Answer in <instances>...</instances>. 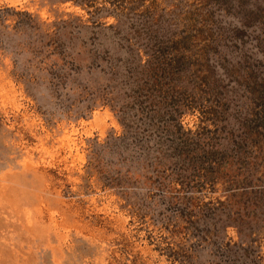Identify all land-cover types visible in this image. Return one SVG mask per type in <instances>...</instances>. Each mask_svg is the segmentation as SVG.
Listing matches in <instances>:
<instances>
[{"label": "rangeland", "instance_id": "rangeland-1", "mask_svg": "<svg viewBox=\"0 0 264 264\" xmlns=\"http://www.w3.org/2000/svg\"><path fill=\"white\" fill-rule=\"evenodd\" d=\"M0 264H264V0H0Z\"/></svg>", "mask_w": 264, "mask_h": 264}]
</instances>
